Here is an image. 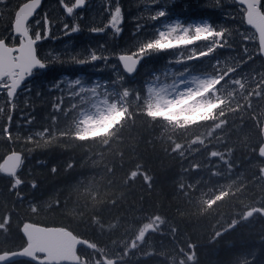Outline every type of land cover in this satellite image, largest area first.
<instances>
[{
    "label": "trees",
    "instance_id": "obj_1",
    "mask_svg": "<svg viewBox=\"0 0 264 264\" xmlns=\"http://www.w3.org/2000/svg\"><path fill=\"white\" fill-rule=\"evenodd\" d=\"M25 1L0 5V38L8 45L19 43L12 19ZM116 6L123 18L118 35L105 27ZM159 10L167 15L151 20ZM45 17L51 32L36 47L47 67L11 102L0 90V163L10 152L22 155L14 176L0 171V252L22 248L21 228L32 223L65 228L94 246L79 248L81 264H105L103 258L115 264H264V216L243 219L247 210L264 211L258 154L264 61L239 6L233 0H86L69 16L61 0H43L29 22L33 37L43 35ZM173 20L208 21L223 35L205 39L192 30L179 47L137 56V70L126 75L118 55L136 51ZM73 25L80 30L65 35ZM94 27L105 30L93 33ZM92 51L108 59L73 62ZM187 73L213 79L209 97L172 121L157 109L148 86ZM81 77L84 86H105L83 93L69 87ZM96 90L115 100L119 116L103 131L83 133L79 117ZM149 224L154 231L131 248Z\"/></svg>",
    "mask_w": 264,
    "mask_h": 264
},
{
    "label": "snow or ice",
    "instance_id": "obj_2",
    "mask_svg": "<svg viewBox=\"0 0 264 264\" xmlns=\"http://www.w3.org/2000/svg\"><path fill=\"white\" fill-rule=\"evenodd\" d=\"M86 0H75L72 6H68L61 0V4L64 7L67 15L71 16L76 8H80L85 4ZM235 4L239 6V12L241 19L244 18L245 13L249 20H261L264 19V0H233ZM7 0H0V5H6ZM41 0H28L19 4L17 9L14 11L12 19L11 31L14 37H19L18 46H8L5 39L0 38V90H6V96L9 102L15 97L17 90L21 87L22 83L26 78L33 75L36 69H45L47 64L38 57L37 55V43L43 39H47L50 35V21L47 17L44 18V29L43 35L40 31H36L33 34L30 32L29 20L33 17L37 8H39ZM167 15L165 10H159L150 17L151 20L155 21L163 18ZM122 9L116 6L114 11L111 13L109 23L105 27H110L115 34H119L122 29ZM39 23V21L37 22ZM65 29L69 28L68 24H64ZM210 22L204 21L203 23H188L184 24L180 20L165 23L161 28L156 30L154 38L148 39L146 42H140L136 51L131 53H124L118 56V60L122 65L124 72L127 74H133L138 68L140 59L148 57L150 54L156 53V51H167L168 46L179 47L182 40L189 39V32L194 30L197 34L207 39L212 35H223L222 32H216ZM80 30L78 25H73L70 32H65V35L75 33ZM104 28H91L90 31L93 33H102ZM179 33V35H177ZM108 57L98 55L95 51H92L90 56L85 59L73 58V62L83 65L85 63L96 62L99 60H107ZM119 77V76H118ZM79 86V91L83 93L88 89L94 88L96 85L101 87L105 84H101L98 81L90 86H84L83 78L74 79L69 87ZM75 94V92L73 93ZM56 110L60 107L54 105ZM3 107L0 106V110ZM15 109V105L12 104L11 110ZM9 125L6 126L5 132L10 129L11 115L8 118ZM31 122V121H29ZM10 135V133H9Z\"/></svg>",
    "mask_w": 264,
    "mask_h": 264
},
{
    "label": "water",
    "instance_id": "obj_3",
    "mask_svg": "<svg viewBox=\"0 0 264 264\" xmlns=\"http://www.w3.org/2000/svg\"><path fill=\"white\" fill-rule=\"evenodd\" d=\"M25 2H28V0ZM42 2L43 0H41V4L39 8H37L36 12L40 9ZM32 18H30V20ZM244 21L246 25L255 32L258 41L259 54L264 61V19L249 20L247 14L245 13ZM120 66L124 72L121 64ZM124 73L126 75H132L127 74L126 72ZM258 154L264 159V143H262L260 146ZM21 160V153L16 151L8 153L0 163V171L10 176H14L16 170L21 164ZM255 212L261 213L264 216L263 210L255 208L247 210L243 216V219L246 220L250 218ZM154 229L155 228L153 225H146L137 234L136 238H134L133 242L131 243V248L134 246L133 243L135 241L140 242L145 237V235L151 231H154ZM21 231L26 240V244L18 250L0 252V264L19 259L29 260L37 264H80L79 256L76 253L77 249L82 246L91 249L94 248V246H92L88 241L75 236L70 231L62 227H44L32 223H25L22 226ZM103 261L105 264H113L115 260H107L103 258Z\"/></svg>",
    "mask_w": 264,
    "mask_h": 264
},
{
    "label": "rangeland",
    "instance_id": "obj_4",
    "mask_svg": "<svg viewBox=\"0 0 264 264\" xmlns=\"http://www.w3.org/2000/svg\"><path fill=\"white\" fill-rule=\"evenodd\" d=\"M169 22L173 21L165 23ZM198 22L203 23L197 21L192 24ZM177 35H179V33H177ZM212 80L213 79L208 75L198 73L170 75L166 79L157 78L150 82L148 90L149 94L154 98L157 109H159L162 114L165 113V117L174 121L178 119L177 117L182 115V113H186L188 109L201 108L199 105L204 104V102L208 100L209 92L207 93L205 91L202 93L200 91L208 87ZM200 96L207 98L204 99ZM182 105L186 106L185 110H180ZM204 108L207 109L208 106ZM80 116V126L83 133L92 134L103 131V129L116 121L119 115L115 100H111L107 94L105 95L103 92L96 90L93 93L89 108L81 111ZM118 257L121 258L120 256H116L115 258ZM119 263L120 262L117 264ZM113 264H115V262Z\"/></svg>",
    "mask_w": 264,
    "mask_h": 264
},
{
    "label": "bare ground",
    "instance_id": "obj_5",
    "mask_svg": "<svg viewBox=\"0 0 264 264\" xmlns=\"http://www.w3.org/2000/svg\"><path fill=\"white\" fill-rule=\"evenodd\" d=\"M135 238H136V237H135ZM133 240H134V239H133ZM132 242H133V241H132ZM132 242H131V243H132ZM135 243H138V241H135V242L133 243V245H135ZM133 247H134V246H132V248H133ZM118 258H119V257H118Z\"/></svg>",
    "mask_w": 264,
    "mask_h": 264
}]
</instances>
